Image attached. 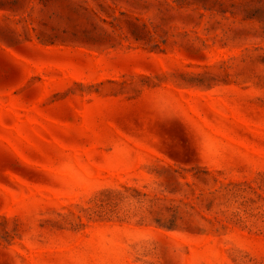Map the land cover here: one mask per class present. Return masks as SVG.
I'll return each mask as SVG.
<instances>
[{
    "label": "rangeland",
    "instance_id": "374dc122",
    "mask_svg": "<svg viewBox=\"0 0 264 264\" xmlns=\"http://www.w3.org/2000/svg\"><path fill=\"white\" fill-rule=\"evenodd\" d=\"M0 264H264V0H0Z\"/></svg>",
    "mask_w": 264,
    "mask_h": 264
}]
</instances>
